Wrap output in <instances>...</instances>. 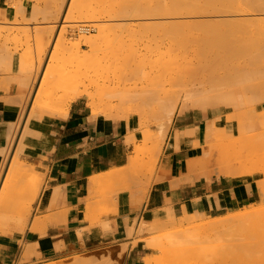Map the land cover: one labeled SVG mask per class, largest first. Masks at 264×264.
<instances>
[{
    "label": "rangeland",
    "instance_id": "obj_1",
    "mask_svg": "<svg viewBox=\"0 0 264 264\" xmlns=\"http://www.w3.org/2000/svg\"><path fill=\"white\" fill-rule=\"evenodd\" d=\"M22 1L7 0L16 9L15 18L0 20L5 25L0 28V69L13 73L8 79L16 84L19 73L33 65L28 85L20 96L19 119L0 163V183L8 172L0 189V235L23 233L27 229L32 203L40 189L39 173L32 165L19 160L24 137L34 134L30 130L34 123L30 120L38 115L66 111L68 107L63 101L68 97L67 89L71 92L88 85L95 95V105L90 107L85 96L78 98L87 103L92 117L118 119L133 126L125 141L131 148L129 154H136V163L130 170L123 169L124 166L118 168L117 175L96 176L97 181L91 182L84 199V218L92 222L94 218L99 220L100 214L116 210L117 195L123 192L129 196L127 206L131 214L117 225L108 221L99 225L105 230L117 226L130 245L145 247L149 254H144L139 264L146 261L147 264H239L240 256L253 260V264H261L264 248L252 249L246 255L237 248V243L250 234L251 228L241 225L264 210V166L257 159L264 151V15L233 22L216 21L200 16L206 6L234 7L239 0H195V13L184 22L151 19L116 25L103 18L93 20L85 12L87 8L112 0H64L57 18L54 15L62 0H25L27 11L21 14ZM243 7L252 6L245 3ZM63 15L66 21H62ZM75 22L86 25L70 26ZM59 26L64 32L55 39ZM97 28L118 29L107 45L96 44L91 50L84 43V36L93 39ZM70 45L73 49L67 48ZM39 55L43 57L42 62L37 59ZM94 56L98 62L85 73L89 78L81 83L78 75H74L75 70ZM38 61L47 63L49 69L52 67L47 80L43 79L57 83L58 89L43 97L39 109L31 111L30 103L44 67ZM34 65H40L37 75ZM32 73L36 76L32 77ZM158 98L164 101L162 108L155 104ZM248 98L253 103L239 109L236 102ZM184 115H194L200 122L197 123L201 130L199 139L225 134V139L232 140L242 151L239 160H232L231 154L224 152L227 155L220 163L208 164L214 170L202 167L199 162L188 168L189 175L194 173L196 177H240L248 182L252 196L245 205L219 215L233 218L224 226L209 227L208 221L215 216L197 211L173 216L166 207L157 212V217L147 212L145 200L149 187L159 179L158 157L169 132ZM210 120H214V127L204 135V127ZM236 123H240L237 130ZM19 134L22 136L16 143ZM13 154L19 162L13 165L15 170H8ZM183 168L187 166L184 164ZM249 210L252 214L246 219L236 220L235 216ZM124 225H131L132 230ZM145 226L148 230H142L147 229ZM121 247L126 251L128 243ZM77 257L88 261L86 264H119L118 258L104 249H84L57 259L22 260L18 264H70Z\"/></svg>",
    "mask_w": 264,
    "mask_h": 264
},
{
    "label": "crops",
    "instance_id": "obj_2",
    "mask_svg": "<svg viewBox=\"0 0 264 264\" xmlns=\"http://www.w3.org/2000/svg\"><path fill=\"white\" fill-rule=\"evenodd\" d=\"M27 4L22 1L21 14L27 11ZM15 15V7L0 0V20H13ZM11 74L0 69V163L21 113L19 96L23 92H16L17 84L8 79ZM30 123H34L30 127L34 134L24 137L19 160L39 173L40 189L27 229L0 235V264L57 259L84 249H104L117 257L119 264H139L143 255L149 254L145 247L130 245L117 226L105 230L99 225L103 221L117 225L131 214L128 194L122 201L117 195L119 207L100 214L99 220L84 218L90 178L126 164L131 148L125 137L133 126L118 119L92 117L80 98L72 100L66 111L38 115ZM197 123L194 115H184L169 132L157 160L159 179L151 183L145 200L149 215L157 217L158 211L168 207L173 216H180L183 207L191 203L197 212L219 216L245 205L252 196L248 182L240 177L185 176L183 166L194 156V147L181 145L180 139L169 147V137L171 132H183L188 126L200 130ZM199 133L187 142L199 139ZM124 243H128L126 251L121 247Z\"/></svg>",
    "mask_w": 264,
    "mask_h": 264
},
{
    "label": "bare ground",
    "instance_id": "obj_3",
    "mask_svg": "<svg viewBox=\"0 0 264 264\" xmlns=\"http://www.w3.org/2000/svg\"><path fill=\"white\" fill-rule=\"evenodd\" d=\"M245 3H246V5L248 3H250V5L252 7L251 8L243 7V4H245ZM194 4H195V0H112L110 3L101 2L95 7L87 8V9H85V12H86V14H90V17H92L93 20H97V19L99 20V18H103L106 21L112 22L116 25H120V24L128 23V22H134V21L139 22V21L151 20V19H157V20L162 19V20H166V22L167 21L184 22V21H187L188 18L193 17V13H195L193 10ZM234 4H236V3H234ZM63 5H64V0L61 1V5H60L59 9H57V11H58L57 15H54V16H56V18L61 13ZM223 5H225V7L222 8ZM222 6L220 4L218 6H217V4L216 5L210 4L209 6H206V8L204 10H202L200 16L207 17V18H215L216 21L233 22V21H238V20H247V19H250L251 16H254L257 14L264 15V0H245V2L239 0L234 7L230 6L231 8L230 7L226 8V6H228V4L227 5L222 4ZM232 6H233V3H232ZM194 16H195V14H194ZM252 19H253V17H252ZM62 21H66V19L64 20V15L62 17ZM59 25H63V24L61 23ZM83 25H86V23L75 22L73 24H70V26H74V27L77 26L78 28L80 26L83 27ZM94 25H93L94 28H96L97 26L95 23H94ZM97 29H98V33L94 36L93 39L90 36L89 37L87 36L86 38L84 36V43L89 44V47L91 50L93 49V47L96 46V44L107 45L115 36V32L117 31L118 28H109L108 30L99 29V28H97ZM62 30H63V27L59 26V28L57 29V32H56L55 39L58 38V36H60V34H62ZM63 32H64V30H63ZM54 45L55 44H52V46H54ZM67 48L73 49V45H70ZM44 53H45V51H44ZM40 56L41 55H39L37 59H39V61L42 62L41 59L43 57H40ZM48 58H50V57H48ZM97 59H98V57L94 56L92 59L89 60L88 63H83L80 66L77 65L78 70H75L76 73L75 74L72 73V75L77 74L78 79H80L81 83H82L85 79L89 78L88 76L85 75V73L87 71H90L91 69H93V67L98 62ZM40 62L38 64H40ZM46 64L45 65L42 64L44 67L41 70L40 78H39L37 86L34 90L33 100L31 101L30 107H29V109L31 111L32 110L35 111V110L39 109L42 105L43 97L56 92V89H58V86L56 85L57 83H49L48 81H46L47 80L46 77L48 76V73L52 69V67H51L52 64H50L51 69H49L48 68L49 66H46ZM40 65H36L37 66V69H36L37 71L35 73L36 75H37L38 71H40V70H38ZM31 67H33L32 64H30L27 68H24L22 70L23 72L21 71L19 73L17 81H16L17 88H18L16 90V92H19L21 94L23 92V90H25L24 88L27 87L26 85H28V80L30 79L29 73H30V70L32 69ZM67 75L70 76V74H67ZM35 76H33V73H32V77H35ZM44 77L46 80L43 79ZM34 79L35 78H33V81H34ZM44 81H46V82H44ZM35 82H37V81H35ZM33 85H34V83H33ZM56 86H57V88H56ZM54 87H55V89H54ZM68 90L69 89H67V91L65 92V93H67L68 97L65 101H63V104H66L67 107L69 106V104L72 100H74L78 97H81V96H85L86 99H88L87 103L90 107H93L95 105V95L90 90L88 85L84 86L82 89H78V90L75 89L74 91H71V92L70 91L68 92ZM252 100L253 99L250 100L248 98V99H243V100L237 101L236 102L237 107L239 109H241V108L243 109V107L247 106L250 102L253 103ZM226 103H229V102H226ZM256 103H258V101ZM155 104L158 105L159 108H162L164 105V101H163V99L158 98V99H155ZM211 113L213 114L216 112L212 111ZM214 124H215L214 120L208 121L204 127L203 134L206 135L207 133H209L210 130L214 127L213 126ZM235 125H236L235 126L236 130L240 128V126H239L240 123H236ZM166 130L167 129H165L164 134L166 133ZM200 131L201 130H197V128H195L193 126H188V127H186L185 130H183V132H180V133L174 132L169 137V142H168L169 147H170L172 142L179 140V139L182 141L181 145L187 144L191 147H194V152H195V153H193L194 156L192 158L189 157L190 159L187 160V162L185 163V165L187 166V169L185 168V170H184V172H185L184 174H186L185 176L189 175V172H188L189 166L193 165L194 163H198V162L202 167L208 168L209 170H214V169L208 167V164L220 163L227 155L224 152L230 153L231 156L230 155L229 156L232 160H239V158L241 157L242 151L239 148L234 146L232 140L225 139L226 138L225 134H222L220 137L217 136L216 138H211V139H205V136H203L202 139H196V140L194 139V140L190 141L189 143L187 142L189 140V138L196 136L197 133H199ZM235 134H237V133H235ZM21 136L19 134L16 143L20 140ZM14 147H15V145H14ZM199 153H201V155L196 156V154H199ZM135 155H133L132 153L128 155L127 162L125 165H123L124 166L123 169L130 170L135 165V163H136V156ZM14 158L15 157L13 154L12 157H10V160L8 162L7 169L8 168H10L11 170L16 169L15 164H17V162H19V161H17V159L16 158L14 159ZM257 159H258V164L262 165L261 167H263L264 166V151L258 156ZM13 165H15V166H13ZM119 168H121V166ZM117 169L118 168L112 169L113 172H106V173L104 172V175H102V177L104 178L107 176L119 174L120 170H117ZM263 169H264V167H263ZM7 173L5 174L1 185L4 184V180L7 176ZM96 176L97 175L92 176L90 178V182L95 183L97 181ZM185 178H187V177H185ZM181 181H182V179H181ZM1 185H0V189L2 188ZM125 197H126L125 193L121 192L119 195L120 201H122ZM196 210H197L196 205L188 203L183 207V209L181 211H182V213H186V212L196 211ZM251 212L252 211L249 210V211H245L243 213H240L239 215L236 214L237 216H235V217H238L236 220L246 219L249 215L252 214ZM233 213H235V212H233ZM229 219H233V218L232 217L227 218V217H223V216L222 217L215 216L212 219V221H208V226L211 228H217L218 226H224L226 224L227 220L229 221ZM246 221L247 222H245L243 224V226L241 225V227L251 228L250 234L248 236H245L243 240H241L240 242L237 243V248L240 251H243L246 255H248V253L252 249L264 248V210L261 213H259L258 215H256L254 217V219H252V220L249 219ZM133 222H134V220H133ZM141 224L142 223H140V226H141ZM145 224L146 223L144 222L143 225H145ZM152 224L153 223H150V225H152ZM113 225H114V223H113ZM132 225H134V224L132 223ZM150 225L148 227L151 228ZM124 226L126 228L130 227V230H132L131 225L128 227H127V225H124ZM145 227L147 229H142V230H148V227L147 226H145ZM140 231H141V228H140ZM105 258L106 257H104V259ZM262 260H261L262 261L261 264H264V257ZM72 261L73 262L70 264H86L88 262L86 260H83L82 258L78 259V257ZM252 261L253 260H251L245 256L239 257V264H253ZM48 264H57V263H48ZM60 264H62V263H60ZM145 264H147V261Z\"/></svg>",
    "mask_w": 264,
    "mask_h": 264
}]
</instances>
